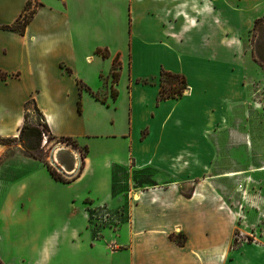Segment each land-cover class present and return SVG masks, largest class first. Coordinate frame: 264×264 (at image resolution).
<instances>
[{
	"label": "crops",
	"instance_id": "crops-1",
	"mask_svg": "<svg viewBox=\"0 0 264 264\" xmlns=\"http://www.w3.org/2000/svg\"><path fill=\"white\" fill-rule=\"evenodd\" d=\"M30 12L23 34L2 28ZM261 18L264 0H0V138H18L31 111L52 138L86 148L81 168L62 166L68 180L33 166L28 190L24 182L7 193V213L17 193L31 203L16 238L3 225L0 264H264L259 246L225 258L230 238L218 257L217 203L202 206L199 195L201 164L215 159L234 119L264 112V69L245 53ZM179 76L182 93L161 99ZM130 166L153 169L151 186L118 190L115 170ZM100 207L115 229L99 226Z\"/></svg>",
	"mask_w": 264,
	"mask_h": 264
},
{
	"label": "rangeland",
	"instance_id": "rangeland-1",
	"mask_svg": "<svg viewBox=\"0 0 264 264\" xmlns=\"http://www.w3.org/2000/svg\"><path fill=\"white\" fill-rule=\"evenodd\" d=\"M186 10L188 9L186 8ZM218 10L222 11L223 17L231 13L228 8L218 7ZM219 25L223 24L219 22ZM249 39L253 40L257 46H245V53L256 49L264 58V22L256 30L251 31ZM188 47L187 53L201 57L213 56L216 53L217 59L229 60L232 56L231 52L221 48L214 52L205 50V46ZM168 79L179 88L180 80ZM254 85L260 86L261 84L255 83ZM31 108L32 106L29 104V110ZM246 111L242 118L238 116L234 119V130L224 132L227 134V142H219L215 159L202 163L200 168L202 173V178L199 180L201 183L199 195L202 200L200 205L206 206L210 200L214 201L215 199L218 207V257L225 253L222 245H225L229 238L231 240L225 258H228L227 256H230L234 251L245 250V245L264 248V170H261L264 168V112L255 114ZM25 125L28 128L36 127L41 132L43 130L40 116L31 111L26 115ZM44 132L45 134L42 133L43 143L34 152L28 151L24 147L23 136L14 142L5 143L0 149V235L2 238H5L2 236V227L3 225L6 227L7 223L9 224L6 230L8 236L16 238L17 236L14 235H18L15 224L23 217L31 202L28 201L27 195L24 193L20 196L17 193L14 200H11L10 210L7 213L4 211L7 193L14 191L24 182H26L25 187L28 190L30 180L26 177L33 166H49L66 181L68 176L60 174L51 165V152L61 148L62 150L56 155L57 164L70 169L77 162V170L81 166L82 157L86 154L85 149L74 145L73 141L62 138L54 139L48 132L45 130ZM115 172L117 178L125 182L117 185L118 190H128L131 181L134 182L135 187L151 186L153 183L151 177L155 171L151 168L134 170L130 166L126 169L118 168ZM193 184L194 182L190 181L182 186L183 190L179 196L177 195L180 201L190 198ZM46 186L48 188L50 184ZM180 204L183 206L182 202ZM129 205L128 194H125L122 210L125 215ZM169 206L175 207V209L179 208L178 205ZM206 211L209 212L208 209H203L202 213H206ZM26 217L29 218L32 215L27 214ZM98 224L100 227L111 226L112 229H115V226L108 221L102 220ZM182 236L178 237L179 242L185 240V236L183 234Z\"/></svg>",
	"mask_w": 264,
	"mask_h": 264
},
{
	"label": "trees",
	"instance_id": "trees-1",
	"mask_svg": "<svg viewBox=\"0 0 264 264\" xmlns=\"http://www.w3.org/2000/svg\"><path fill=\"white\" fill-rule=\"evenodd\" d=\"M29 5H30V3H26L25 10H27L29 8ZM31 16H32V12H30L28 15L27 14H22L14 22L13 25H11V26H3L2 28L5 29V30L17 31L19 34H23L24 33V29L27 26V24L29 23ZM263 22H264V18L256 20L252 31L256 30V28ZM253 46H257V45H255V43H254ZM97 53L101 54L103 57H107V55H108L106 50H101V49H97ZM251 53H252V57L255 59V61L264 69V58H262L260 56V54L256 51V49H253L251 51ZM118 70H119L118 58L115 57V59L113 61V70H112L113 81H116L118 79V76H119ZM173 77L177 78V76H173ZM178 80H180V82H181L179 88H177L176 86H171L169 88H166L164 86L161 87V89H160V97H161V99H166V98H170V97H176V96L181 94L182 90L185 89L186 84H185V81H184L183 77L179 76ZM29 104H31V103H29ZM33 107H34V110L37 111V109H36V107L34 105H33ZM78 110L79 111L81 110L80 109V104L78 105ZM27 129H28V127L24 124V126L22 127V129L20 131V135H19L18 139L21 138L24 135V133H25V131ZM44 130L46 132H48L47 126L43 124V130H42L43 134H45ZM16 139L17 138H0V145H4L5 143L14 142V141H16ZM62 139L66 140L67 138H62ZM67 140H70V139H67ZM74 145H76L75 142H74ZM84 149H86V148H84ZM82 159H83V157H82ZM46 169H47L49 175L55 181H58V182H64L65 181L58 173H56L54 170H52L49 166H46Z\"/></svg>",
	"mask_w": 264,
	"mask_h": 264
},
{
	"label": "water",
	"instance_id": "water-1",
	"mask_svg": "<svg viewBox=\"0 0 264 264\" xmlns=\"http://www.w3.org/2000/svg\"><path fill=\"white\" fill-rule=\"evenodd\" d=\"M23 143L24 147L31 152L36 151L40 148L41 144L43 143V135L42 132L37 129L36 127H29L24 135H23ZM55 159V151L51 152L50 154V163L53 167L62 175H67L65 170L54 162Z\"/></svg>",
	"mask_w": 264,
	"mask_h": 264
},
{
	"label": "built area",
	"instance_id": "built-area-1",
	"mask_svg": "<svg viewBox=\"0 0 264 264\" xmlns=\"http://www.w3.org/2000/svg\"><path fill=\"white\" fill-rule=\"evenodd\" d=\"M94 216H96L99 220L108 221L109 220V214L106 212L104 207H100L99 210H95Z\"/></svg>",
	"mask_w": 264,
	"mask_h": 264
},
{
	"label": "bare ground",
	"instance_id": "bare-ground-1",
	"mask_svg": "<svg viewBox=\"0 0 264 264\" xmlns=\"http://www.w3.org/2000/svg\"><path fill=\"white\" fill-rule=\"evenodd\" d=\"M58 149H61V148H57L56 150H55V154L57 153V150ZM54 162H56L57 163V160H56V158L54 159ZM261 170H264V168H262Z\"/></svg>",
	"mask_w": 264,
	"mask_h": 264
}]
</instances>
